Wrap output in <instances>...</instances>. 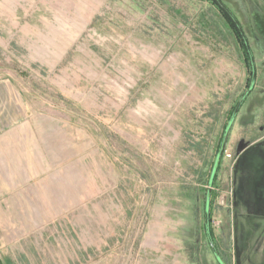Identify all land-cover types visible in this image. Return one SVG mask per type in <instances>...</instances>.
<instances>
[{
    "label": "rangeland",
    "instance_id": "374dc122",
    "mask_svg": "<svg viewBox=\"0 0 264 264\" xmlns=\"http://www.w3.org/2000/svg\"><path fill=\"white\" fill-rule=\"evenodd\" d=\"M0 0V103L57 140L68 212L0 264H264V0ZM7 97V98H6ZM15 109V110H16ZM61 175V176H60Z\"/></svg>",
    "mask_w": 264,
    "mask_h": 264
},
{
    "label": "crops",
    "instance_id": "0c3cea01",
    "mask_svg": "<svg viewBox=\"0 0 264 264\" xmlns=\"http://www.w3.org/2000/svg\"><path fill=\"white\" fill-rule=\"evenodd\" d=\"M16 108L0 103V226L13 239H18L17 226L31 232L68 212V185L57 172V140L42 136L39 122L18 120Z\"/></svg>",
    "mask_w": 264,
    "mask_h": 264
},
{
    "label": "water",
    "instance_id": "95a60500",
    "mask_svg": "<svg viewBox=\"0 0 264 264\" xmlns=\"http://www.w3.org/2000/svg\"><path fill=\"white\" fill-rule=\"evenodd\" d=\"M231 19L232 21L234 22V24L238 27L241 35H242V38L244 39L246 45H247V50H249L250 54H251V58H252V66H253V78H252V84L250 86V89L248 91V93L243 97V99L241 100V102L239 103V105L237 106V108L235 109L234 113H233V117H231V120L229 122V124L227 125L226 129H225V132H224V135H223V138H222V141H221V144H220V148H219V152H218V155H217V159L215 161V164H214V167H213V173H212V176H211V179H210V186L213 185L214 183V180H215V177H216V174H217V171H218V168L220 166V162H221V158H222V155H223V151H224V147H225V142L227 140V137L233 127V124L236 120V117L241 109V107L243 106V104L246 102L247 100V97L250 95V93L252 92L253 88H254V81L256 79V73H255V64H254V57H253V54H252V50L249 46V43H248V40L244 34V31L241 27V23L238 22V20L236 19V17L231 13V11L228 10V8L221 2V0H213ZM210 192H208V200H207V206H206V234H207V238H208V241H209V244H210V247L211 249L213 250V253H214V256L215 258L217 259V263L219 264H224L222 258L220 257L218 251L216 250V247H215V244H214V241H213V238H212V235H211V228H210Z\"/></svg>",
    "mask_w": 264,
    "mask_h": 264
},
{
    "label": "trees",
    "instance_id": "16d2710c",
    "mask_svg": "<svg viewBox=\"0 0 264 264\" xmlns=\"http://www.w3.org/2000/svg\"><path fill=\"white\" fill-rule=\"evenodd\" d=\"M222 10V9H221ZM223 11V10H222ZM223 13H224V15L226 16V18L227 19H229V21L231 22V24H233V26L236 28V30H237V32L239 33V35L241 36V39H242V41H243V44H244V46H245V50H246V52H247V54H248V56H249V58H250V60H251V63H252V56H251V54H250V52H249V50H247L248 48H247V45H246V43H245V41H244V39L242 38V35H241V33H240V31H239V29H238V27L234 24V22L232 21V19L223 11ZM220 167V166H219ZM219 169V168H218Z\"/></svg>",
    "mask_w": 264,
    "mask_h": 264
}]
</instances>
